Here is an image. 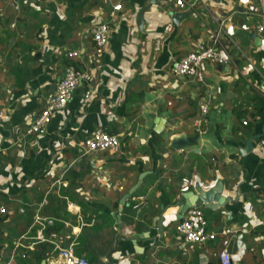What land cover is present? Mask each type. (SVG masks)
Masks as SVG:
<instances>
[{
  "label": "crops",
  "instance_id": "crops-1",
  "mask_svg": "<svg viewBox=\"0 0 264 264\" xmlns=\"http://www.w3.org/2000/svg\"><path fill=\"white\" fill-rule=\"evenodd\" d=\"M117 3L0 0V264L57 254L39 235H56L90 264L107 263L119 236L111 264H220V236L185 256L176 231L188 212L183 195L219 184L228 202L199 208L208 231H234V264H264V0H205L184 10L176 0H126L119 12ZM178 13L186 17L174 25ZM223 20L233 64L205 62L203 83L175 76L173 64L209 44ZM106 22L109 44L98 55L84 31ZM70 65L90 80L46 135H28ZM97 130L118 135L119 152L85 153ZM172 134L197 140L177 151Z\"/></svg>",
  "mask_w": 264,
  "mask_h": 264
},
{
  "label": "built area",
  "instance_id": "built-area-1",
  "mask_svg": "<svg viewBox=\"0 0 264 264\" xmlns=\"http://www.w3.org/2000/svg\"><path fill=\"white\" fill-rule=\"evenodd\" d=\"M31 5H39L44 0H24ZM126 0H118V3L114 5V10L119 12L123 10L124 2ZM205 5V0H194L192 3L186 0H176V7L180 10L186 8L194 9L197 5ZM16 10L19 9V4L15 2L13 4ZM264 19V14L262 15ZM114 19L112 20V23ZM227 21L223 20L219 22V29L214 34L212 41L207 44L205 42H199L195 50L183 57L179 61L175 62L172 66V72L175 76L195 80L203 83L205 81V72L203 70V64L205 62H212L221 66H230L233 64V59L228 52V48L224 44L222 38L225 32ZM111 23L97 24L84 31V35L91 38L95 45V50L98 55H102L109 44ZM257 30L259 33L264 32V25L258 24ZM71 58L79 57V52L69 53ZM90 73L79 69L73 65L66 68L56 90L51 93L46 101L41 113L36 117L34 122L27 130L28 135H46L48 126L52 121L53 116L61 110L67 108L72 101L74 94L78 87L90 80ZM86 100L90 99V93L85 96ZM203 116H206L209 111V107L204 105L201 107ZM3 117V113L0 112V118ZM203 119L198 123L201 125ZM247 125V122H244ZM259 148L264 152V137L258 143ZM122 146L121 138L118 135L111 134L104 130H97L83 143L82 149L87 154H95L101 152H119ZM0 213H7L5 207H0ZM49 224H53L52 220H49ZM208 222L199 208H191L188 210L186 217H184L176 226V231L180 237L178 248L183 255H188V247L192 244H206L207 242L216 241L218 237H221L222 247L219 254L220 264H234L232 253L230 252V244L234 231L231 229H225L218 233H212L208 231ZM38 242H49L56 246L57 254H47L46 264H90L89 260L85 257L76 255L71 248L62 245V241H57L56 235L52 236L51 240H48L45 236L39 235L37 237ZM70 239L69 237H67Z\"/></svg>",
  "mask_w": 264,
  "mask_h": 264
},
{
  "label": "water",
  "instance_id": "water-1",
  "mask_svg": "<svg viewBox=\"0 0 264 264\" xmlns=\"http://www.w3.org/2000/svg\"><path fill=\"white\" fill-rule=\"evenodd\" d=\"M149 4L155 5L156 0H149ZM145 11H146V9H143L138 16L137 24H138V27L140 30L143 29V25L145 22L144 21ZM185 17H186V14H183V13H178V14L174 15V17H173L174 25H178L179 24L178 22H180ZM172 135H174V134H172ZM174 136L175 137L171 141V146L177 151L184 150V148L193 145L197 140L196 138H188V137H186L185 134L174 135ZM135 189L136 188H134L132 191H130V193L128 195H126L124 200L129 198L131 196V194H133ZM222 193H223V185L222 184H219L216 189H210L208 191H204L200 186H197L194 191L189 192V193H185L183 195V198L185 199L186 202L184 203V205L182 207L183 208L182 213L184 214L187 210H189L190 208H193V207H197V208L205 207L208 209H220L225 205L226 202H228V199L223 197ZM163 222H164V217H160L158 227H159L161 233L164 231L163 226H162ZM120 238H121V236L118 237V239L116 241L115 248L110 251V253L108 255L107 263H102V264H111L112 263L111 257L118 249V244L120 242L119 241ZM42 264H46V261L44 260Z\"/></svg>",
  "mask_w": 264,
  "mask_h": 264
},
{
  "label": "trees",
  "instance_id": "trees-1",
  "mask_svg": "<svg viewBox=\"0 0 264 264\" xmlns=\"http://www.w3.org/2000/svg\"><path fill=\"white\" fill-rule=\"evenodd\" d=\"M77 67V66H76ZM77 68H79V67H77Z\"/></svg>",
  "mask_w": 264,
  "mask_h": 264
}]
</instances>
